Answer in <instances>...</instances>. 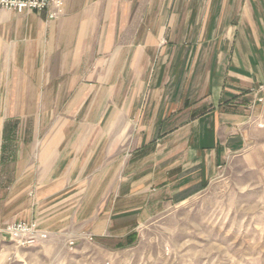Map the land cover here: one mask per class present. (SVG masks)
I'll return each instance as SVG.
<instances>
[{
	"label": "crops",
	"instance_id": "0c3cea01",
	"mask_svg": "<svg viewBox=\"0 0 264 264\" xmlns=\"http://www.w3.org/2000/svg\"><path fill=\"white\" fill-rule=\"evenodd\" d=\"M261 87L264 0L0 10V227L51 233L0 239V264L61 263L81 233L109 248L201 194L252 143Z\"/></svg>",
	"mask_w": 264,
	"mask_h": 264
},
{
	"label": "rangeland",
	"instance_id": "374dc122",
	"mask_svg": "<svg viewBox=\"0 0 264 264\" xmlns=\"http://www.w3.org/2000/svg\"><path fill=\"white\" fill-rule=\"evenodd\" d=\"M262 110L248 150L230 160L205 191L109 248L97 245L90 233L69 238L58 264H264Z\"/></svg>",
	"mask_w": 264,
	"mask_h": 264
},
{
	"label": "built area",
	"instance_id": "2783aa9c",
	"mask_svg": "<svg viewBox=\"0 0 264 264\" xmlns=\"http://www.w3.org/2000/svg\"><path fill=\"white\" fill-rule=\"evenodd\" d=\"M65 3L66 0H0V10L6 9L21 14L28 11L47 12L50 20H58L64 15ZM260 90L264 98V87ZM263 98L260 99L261 102ZM85 238L93 240L91 235H86ZM0 239L9 241L18 248L30 249L47 242L50 232L37 222H17L0 227ZM70 246L74 247L75 242H71Z\"/></svg>",
	"mask_w": 264,
	"mask_h": 264
}]
</instances>
